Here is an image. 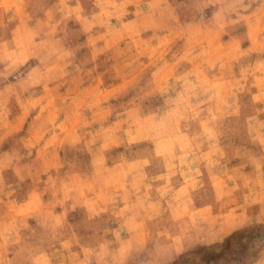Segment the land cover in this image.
<instances>
[{
    "label": "rangeland",
    "instance_id": "rangeland-1",
    "mask_svg": "<svg viewBox=\"0 0 264 264\" xmlns=\"http://www.w3.org/2000/svg\"><path fill=\"white\" fill-rule=\"evenodd\" d=\"M0 264H264V0H0Z\"/></svg>",
    "mask_w": 264,
    "mask_h": 264
}]
</instances>
